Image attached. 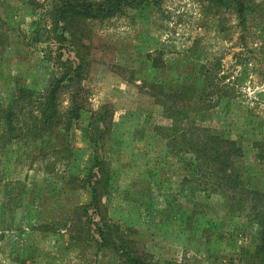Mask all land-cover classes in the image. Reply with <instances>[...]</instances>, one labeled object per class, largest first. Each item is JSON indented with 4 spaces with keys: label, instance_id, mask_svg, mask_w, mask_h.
Masks as SVG:
<instances>
[{
    "label": "rangeland",
    "instance_id": "374dc122",
    "mask_svg": "<svg viewBox=\"0 0 264 264\" xmlns=\"http://www.w3.org/2000/svg\"><path fill=\"white\" fill-rule=\"evenodd\" d=\"M244 3L242 20L237 9L211 0H164L76 24L73 42H62L56 1L0 0V101L20 97L21 87L34 89L37 98L59 79L65 122L77 88L68 69L80 63L91 111L68 128L49 127L0 150V264H19L18 224L29 227L26 264L93 260L94 249L77 246L66 231L78 209H94L84 179L95 157L106 170L99 202L105 219L94 222L105 221L110 229L99 264H127L128 256L113 250L123 240L148 264H239L243 257L241 264H264L248 258L264 226H248L244 214L233 219L228 202L217 194L208 200L188 179L200 155L191 141L200 136L216 156L226 138L241 148L230 171L264 192V0ZM210 63L219 78L226 76L234 98L207 110L175 102L180 97L174 88L193 83L199 72L192 68ZM199 164L219 167L214 158ZM257 198L258 204L237 202L243 209H264V197ZM203 202L207 219L219 221L210 238L199 241L189 237L187 222ZM19 209H29L28 216ZM44 224L53 232L30 230ZM242 246L251 247L243 253Z\"/></svg>",
    "mask_w": 264,
    "mask_h": 264
},
{
    "label": "trees",
    "instance_id": "16d2710c",
    "mask_svg": "<svg viewBox=\"0 0 264 264\" xmlns=\"http://www.w3.org/2000/svg\"><path fill=\"white\" fill-rule=\"evenodd\" d=\"M58 3L55 7L54 16L57 26L61 27L63 33L60 34L62 42H73L75 35L74 25H83L87 21H106L116 17H120L126 13L127 10L133 9H146L150 7H157L162 4L164 0H54ZM217 7H226L237 9V13H240L242 20H244L243 13L248 8L244 0H235L234 4L228 5L226 0H211ZM57 28V27H56ZM68 34L70 38L66 35ZM75 43V41H74ZM216 64H201L192 68V72H199L198 79H193V83H180L174 88V94L180 98H175V102H184L193 108H200L203 110L215 107L218 100L222 98H234V92L228 89L223 82L226 76L219 78V70L215 68ZM72 71L70 80L77 83V88L73 92L71 105L67 111L68 119L64 122L61 116L59 96L61 92V80H56L50 87L41 90L34 96L36 91L29 87H21L19 94L13 100L9 102L0 101V150L7 149L13 143L23 141L29 138V135L37 137V132H42L44 129L53 127H69V124L73 119L78 118L83 113L91 112L88 108V99L84 95L85 89L82 85L83 71L82 64L76 65L74 69H68ZM198 80H200L201 88L198 86ZM77 81V82H76ZM187 84V86H186ZM201 92V93H199ZM217 100V101H216ZM105 114L102 115V117ZM95 116V115H94ZM101 115H99L100 117ZM188 128L186 129V132ZM201 137L197 136L196 139L191 141L192 147H194L200 155L197 156V165L195 175H189L188 179H191L190 186L194 191L204 192L208 200L221 196L222 200L229 203V215L233 219H238V216L244 214V219L248 222V226H254V224L264 226V209H243L240 207L237 201L245 202L249 200L258 204L261 202V198L264 197V192L258 188L248 187L246 183L242 182V174L233 170L230 171L231 165L237 164L236 160L240 147L236 146V143L229 139L220 140V150L216 151V156L212 154L211 149L205 147V144L200 140ZM60 147L53 148L59 151ZM63 148V147H61ZM63 150V149H60ZM214 160L219 163V167L212 169L208 167L205 169L201 163L202 160ZM211 168V169H210ZM212 170L211 174L216 175V178L210 177L207 173L208 170ZM105 162L98 157L94 158L92 167L88 169V173L84 179V183L88 184L92 192V206L94 209H78L76 212V221L72 222L66 232L69 233L71 239L76 242L77 246H88L89 249H94L93 260L86 261V264H99V259L106 246L107 235L109 232V225L107 222L97 223L94 220L100 218L105 219L103 216V209H100V195L101 190L104 187V173ZM215 192V193H214ZM201 202V201H198ZM207 207L204 202L200 209H194L192 214L188 216L187 228L189 237L196 240H202L201 238H210L211 230L218 225L219 219L215 218L207 219ZM211 209V208H210ZM11 209H5V212ZM24 210V209H19ZM16 211V210H15ZM30 211L24 210V214ZM214 209H211L212 215L215 213ZM28 216V214H25ZM216 215L215 217H218ZM214 217V216H213ZM108 228V229H107ZM29 227L18 224L16 230L20 232L22 238L21 242H17L16 250L19 256V264H26L27 256L25 253V240L29 232ZM50 230L53 232L54 228L47 225H41L36 227L33 225L30 230ZM251 247V246H249ZM249 247L242 246L243 253L250 250ZM121 255H127V264H148L138 254L136 249L132 247V242H126L123 240L118 246L115 245L113 250H118ZM85 252V251H84ZM244 258V257H243ZM240 259L239 264L243 261ZM248 258L254 260L257 259L264 263V229L262 231V238L260 243L254 245V253L250 254ZM248 261V260H247Z\"/></svg>",
    "mask_w": 264,
    "mask_h": 264
}]
</instances>
